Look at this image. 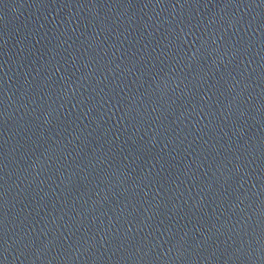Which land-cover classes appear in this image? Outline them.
I'll return each mask as SVG.
<instances>
[{
	"label": "water",
	"instance_id": "1",
	"mask_svg": "<svg viewBox=\"0 0 264 264\" xmlns=\"http://www.w3.org/2000/svg\"><path fill=\"white\" fill-rule=\"evenodd\" d=\"M0 264H264V0H0Z\"/></svg>",
	"mask_w": 264,
	"mask_h": 264
}]
</instances>
